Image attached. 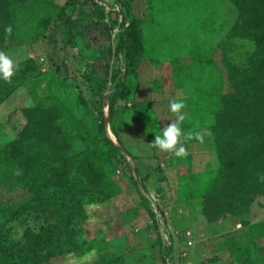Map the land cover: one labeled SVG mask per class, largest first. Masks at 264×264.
Here are the masks:
<instances>
[{
  "label": "rangeland",
  "instance_id": "1",
  "mask_svg": "<svg viewBox=\"0 0 264 264\" xmlns=\"http://www.w3.org/2000/svg\"><path fill=\"white\" fill-rule=\"evenodd\" d=\"M6 1L0 0L1 23L13 18L10 12L13 7ZM67 1L18 2L14 6L15 36L11 39L6 34L0 40V52L8 54L16 65L26 64L29 71L28 78L0 105V150H6L5 156L11 152L8 146L23 133L29 132L25 135L30 137L14 150L23 157L18 166L7 168L6 174L13 184L11 188H1L0 201H6L9 206H19L27 199L21 182L24 174L19 166L32 161L37 173L40 172L39 163L48 165L54 161L55 167L67 166L69 159L87 151L88 135L102 120L101 111L106 119L110 116V99L119 81L109 80L101 109L99 98L85 80L89 67L95 63L101 67L110 63L112 72L125 71L124 54L117 57L115 53L114 56L124 31L122 24L126 13L117 0H101L107 15L110 10L119 14L113 16V20H118L111 41L105 29L97 30L91 25L92 19L100 21L92 18L94 9L79 3L74 13L72 7L68 9L67 16L85 17L83 23L89 32L85 39L68 44L63 27L55 25L45 38L38 37L33 42L37 22L55 13ZM129 1L139 5L136 16L142 22L144 34L145 54L138 75L140 98L154 102L158 126L166 127L174 122L168 102L181 100L186 104L184 131L199 134L200 141L214 145L217 135L227 147L220 152L222 160L218 150L215 154L212 152V158H205L206 169L183 176L179 185L178 181L171 183L165 176L173 167L174 154L156 149L161 170H149L140 164L142 177L150 175L145 182L146 194L151 200L148 206L156 213L160 224L158 231L137 190L126 178L130 171L121 159L117 175L125 181L123 193L105 201L86 198L87 218L79 228L82 221L76 225L74 244L68 254L50 264H111L113 261L117 264H163L162 244L169 249L166 252L168 264H264V182L255 180L257 193L245 199L222 196L227 193L230 182L227 164L232 160L240 168L241 160L237 151L232 157L228 156L227 144L235 143L242 148L248 143L242 138L232 140L227 131L220 135L213 131L215 125L220 126L217 113L222 105L221 94L233 91L231 85L240 81L237 74L248 67L258 45L251 39L229 38L239 18L230 0H217V3L214 0ZM81 99L84 105H80ZM125 105L118 102L116 123L127 143L134 147L131 152L135 154L136 139L132 137L129 123L120 121ZM28 115L40 116L37 123L45 119L44 123L29 126ZM42 126L43 132H39ZM110 131L115 136L111 125ZM260 148L256 150L255 146L254 155ZM146 156L150 154L147 152ZM257 156H253L255 165L262 160V154ZM263 175L259 173L258 177L261 179ZM51 177L50 171L39 173L36 190H44ZM216 199L224 202L225 214L217 221H210L206 214L214 216L221 208L215 203ZM30 206L29 212L33 202ZM50 207L46 212L34 208L29 214L28 226L34 228L39 221L55 223L59 220ZM15 224L18 226L13 233L18 241L22 239L24 227L19 222ZM189 232L192 233L191 244ZM159 233L162 242L158 239Z\"/></svg>",
  "mask_w": 264,
  "mask_h": 264
},
{
  "label": "trees",
  "instance_id": "2",
  "mask_svg": "<svg viewBox=\"0 0 264 264\" xmlns=\"http://www.w3.org/2000/svg\"><path fill=\"white\" fill-rule=\"evenodd\" d=\"M21 1H6L13 7L12 11L10 10L13 18L5 23L0 22V40L6 34H9L11 39L15 36L17 19L14 6ZM117 1L126 13L122 24L124 31L120 35L115 53L117 57L124 54L125 71L116 70L112 72V83L119 82L117 91L110 99L109 122L121 148L110 139L106 116L101 111L102 120L98 121L97 129L91 131L88 135L86 152L69 159L66 162L67 166L64 167H55L54 161H51L52 163L48 165L39 163V173L48 171L52 173L51 180L48 185L44 186V190L38 191L35 188L39 173L31 165L32 161V163L28 161L26 164L19 166L24 174L21 182L27 199L16 207L9 206L6 201H0V264H50L52 260L68 254L70 246L74 244L73 239L77 236L76 225L82 221L78 226L79 228L87 218L85 199L93 197L105 201L114 199L123 193L122 184L125 181L117 175L121 159L127 164L130 171L129 177L126 176V178L144 202L156 230L158 231L160 228L156 213L148 206L151 200L142 193V190L147 191L145 182L150 178V175L146 174L144 178L142 177L140 164H142V167L153 171L161 170V167L157 162L159 159L157 150L150 144L155 139V133L158 132V119L156 110L153 107L154 102L150 100L143 101L140 98L141 87L138 75L144 59L145 44L142 22L136 16L139 5L130 3L129 0ZM230 1L236 7L239 18L229 34V38L254 40L258 45V50L252 56L248 67L243 68L240 74H237L240 81L231 85L233 91L223 96L221 94L222 105H220V111L217 113L219 117L218 125L220 126L215 125L213 131L218 135H220V132L227 131L232 135V140L242 138L248 143L243 145L242 148H239L235 143L229 142L227 144L229 147L228 156L232 157L233 152L237 151L241 160L239 162L240 168L236 167L235 162H232V160L227 164L230 182L227 193L222 195L245 199L254 192L257 193L254 187L255 184H253L255 180L264 182V175L261 179L258 177L259 173H264V0ZM79 3L83 7L89 6L94 9L91 16L92 18L97 17L100 21L97 22L92 19L91 25L97 30L105 29L108 32V39L111 41L115 28L114 24L118 20V18L113 20V16H119L116 11L110 10L107 15L101 0H69L58 8L55 13L43 17L37 22L33 42L38 40V37L45 38L55 25L63 27L68 44H74L78 39H85L89 35L83 23L85 17L83 15L76 18L67 16L68 9L72 7L74 13ZM81 11V13H85V10ZM102 20L105 22H101ZM127 24L128 26H126ZM9 26L12 28L10 33L6 31ZM110 55L112 58L113 49ZM25 65H17V71L10 81L0 79V105L15 91L20 82L28 78L29 71ZM89 70L85 80L90 84L92 93L99 98L102 109L104 93L108 88L107 85L111 76V64L101 67L98 63H95L89 67ZM120 101L126 103L120 121L129 123L128 127L133 132L132 137L136 139L135 154L131 152L134 147L127 143L116 123L118 102ZM84 104L85 102L81 99L80 105ZM142 117H144L143 120ZM28 118L30 120L29 126L32 125V127L34 125L41 126L45 120L40 119L37 123L40 116L34 118L28 115ZM43 127L42 129L39 128V132H43ZM25 133L16 142L8 146L7 149L11 151L10 154L5 156L6 150H0V191L2 187L11 188L13 184V180H9V176L6 174L8 172L7 168L14 167V164L16 168L22 160L23 157L14 150L21 147L23 141L30 139ZM193 134L195 137V133ZM215 138V151L218 150L222 160L223 154L220 152L226 149L227 146L225 147L221 137L219 138L216 135ZM199 141L195 138L189 141L182 139L181 143L189 144ZM253 144H255L256 150L261 146L258 154H262V160L257 165L254 164L255 158L253 156L258 158V154L255 152L256 155H254L255 146ZM250 145L251 147H249ZM147 152L150 157L146 156ZM127 157L136 166L137 179L133 175L131 162L128 161ZM40 185L43 187V183ZM50 188L51 190H49ZM10 198L12 199V197ZM32 202L33 206L29 212ZM215 203L218 208H221L214 213V216L206 214L210 221H217L225 214L224 202L216 199ZM48 207L56 212L60 218L59 220H56L55 223L50 221L49 223H41L39 221L34 228L28 226L29 214L34 208H38L39 212H46ZM18 222L24 227V231L22 239L17 241L13 229H16L18 225L15 223ZM158 239L162 242L160 233ZM168 250V247L162 244L160 254L163 264H168L166 253ZM111 264L117 263L113 261Z\"/></svg>",
  "mask_w": 264,
  "mask_h": 264
},
{
  "label": "clouds",
  "instance_id": "3",
  "mask_svg": "<svg viewBox=\"0 0 264 264\" xmlns=\"http://www.w3.org/2000/svg\"><path fill=\"white\" fill-rule=\"evenodd\" d=\"M11 32L12 28L9 26L6 29ZM15 61L6 53L0 52V79L10 81L17 71ZM169 111L174 114L175 121L171 122L166 127L161 128L155 133V139L150 144L152 147L167 153H172L177 158H182L187 155V149L181 140L189 141L193 138L202 140L199 134L186 133L182 127V122L185 120L184 109L186 104L181 100H169Z\"/></svg>",
  "mask_w": 264,
  "mask_h": 264
},
{
  "label": "crops",
  "instance_id": "4",
  "mask_svg": "<svg viewBox=\"0 0 264 264\" xmlns=\"http://www.w3.org/2000/svg\"><path fill=\"white\" fill-rule=\"evenodd\" d=\"M214 2L217 3V0H214ZM223 2L225 3V1ZM156 117L158 119V113H156ZM161 128L160 126H158V131H160ZM184 129L186 128L184 127ZM184 146L187 149V155L182 158H177L174 155L173 160H175V162L173 164V167L167 170L168 172L165 170V176L169 178V181L173 183L174 180H176L178 181V185L183 176L194 173L196 174V172L202 173V168H204V170L206 169L205 158H212V152H214L215 154V145L213 143H210L209 141H199L196 143L184 144Z\"/></svg>",
  "mask_w": 264,
  "mask_h": 264
},
{
  "label": "water",
  "instance_id": "5",
  "mask_svg": "<svg viewBox=\"0 0 264 264\" xmlns=\"http://www.w3.org/2000/svg\"><path fill=\"white\" fill-rule=\"evenodd\" d=\"M114 56H115V51H114ZM111 79H112V71H111L110 80H111ZM109 120H110V116L107 117V119H106L107 131H108L109 137H110V139H111V140H112V141H113L118 147L121 148V145H120V143L118 142V140L116 139V137L113 136L112 134H110L111 131H110V123H109ZM130 162H131V168H132V171H133V175H134V176L136 177V179H137L136 166H135V164L132 162V160H130ZM142 193L145 194V196H146L147 198L150 199V197L146 194V192H145L144 190H142Z\"/></svg>",
  "mask_w": 264,
  "mask_h": 264
},
{
  "label": "built area",
  "instance_id": "6",
  "mask_svg": "<svg viewBox=\"0 0 264 264\" xmlns=\"http://www.w3.org/2000/svg\"><path fill=\"white\" fill-rule=\"evenodd\" d=\"M187 235H188V238H189V240H190V244H191V242H192V241H191V239H192V233L189 232Z\"/></svg>",
  "mask_w": 264,
  "mask_h": 264
}]
</instances>
